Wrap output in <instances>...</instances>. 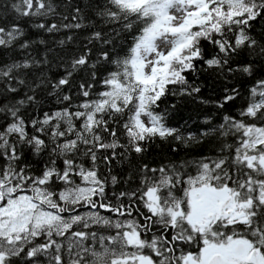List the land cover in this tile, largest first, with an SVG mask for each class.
<instances>
[{
	"label": "snow or ice",
	"instance_id": "obj_1",
	"mask_svg": "<svg viewBox=\"0 0 264 264\" xmlns=\"http://www.w3.org/2000/svg\"><path fill=\"white\" fill-rule=\"evenodd\" d=\"M0 264H264V0H0Z\"/></svg>",
	"mask_w": 264,
	"mask_h": 264
}]
</instances>
